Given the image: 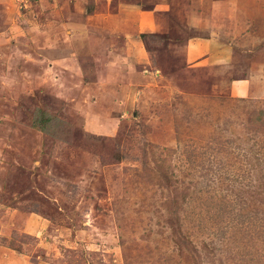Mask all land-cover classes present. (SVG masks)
<instances>
[{
    "label": "rangeland",
    "instance_id": "1",
    "mask_svg": "<svg viewBox=\"0 0 264 264\" xmlns=\"http://www.w3.org/2000/svg\"><path fill=\"white\" fill-rule=\"evenodd\" d=\"M229 1L131 40L126 0H0V264H264V31ZM211 17L231 60L194 56Z\"/></svg>",
    "mask_w": 264,
    "mask_h": 264
},
{
    "label": "crops",
    "instance_id": "2",
    "mask_svg": "<svg viewBox=\"0 0 264 264\" xmlns=\"http://www.w3.org/2000/svg\"><path fill=\"white\" fill-rule=\"evenodd\" d=\"M126 1L127 3L124 5L123 11H121V14H117L116 17L120 18L121 23H124L132 28L136 27L134 34L127 35L129 39L131 40L134 39L136 34L141 36L146 31H148L149 33L150 32L156 33V32H162L164 30L165 20H166L164 19V16L166 12L168 11V7L164 6L161 0H158L157 4L151 5L150 9H146L139 5H135L133 3V0H126ZM129 1H131V3ZM258 1L260 2V4L254 5L256 7H253V5L251 4V6L249 7L246 6L245 9L240 10L239 8L237 10L234 1L230 0L229 2L226 3V5L230 7V10H227V13H228L227 17H233V20L235 21L238 20L237 24L241 22L240 20L242 18L249 17L251 18V20H249L245 26L246 27L255 26V28L257 27V29H259V33H263L264 21L262 22L261 18L259 17V13H261V10H262L261 9L262 1L261 0H258ZM134 2L136 3V0H134ZM129 4L131 6H129ZM248 10L253 13H249ZM243 11L249 14L245 15ZM218 17H216L217 19H214V20L211 17L208 20L206 19L207 21L204 20L203 22L198 21V19H196L194 22L195 24H192L193 26H190L189 30H188V27H185L192 34L190 35V38H193V42L189 40L190 41L189 43H193V44L195 43L194 56L196 55V58L205 55V53L207 52L210 55V57H208L207 62L212 61L214 58H219V57L221 58L223 57V55L225 56V54L227 55V59L231 60L227 47H226V50H223L225 49L224 47H222V50H220V47H219L220 45L218 44V42H216L217 44L213 43V41H216L215 36L213 35V32H216L219 29L217 28L216 30V27L218 26L217 24H219V22L221 21V17L220 18ZM193 33H194V36H193ZM205 35L209 36L208 38H206V41L203 40V37H205ZM136 43L137 45L140 44L137 41ZM189 45H192V44H189ZM190 53L192 52H188V54L187 53L186 54H187L188 60L192 61L194 59L193 58L189 59V56H191ZM242 89L244 90V87H242ZM242 89H238V91L243 92Z\"/></svg>",
    "mask_w": 264,
    "mask_h": 264
}]
</instances>
